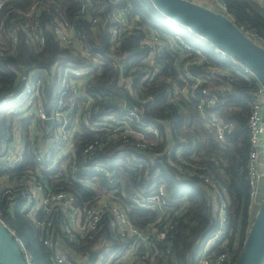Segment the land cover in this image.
Wrapping results in <instances>:
<instances>
[{"label": "built area", "instance_id": "2783aa9c", "mask_svg": "<svg viewBox=\"0 0 264 264\" xmlns=\"http://www.w3.org/2000/svg\"><path fill=\"white\" fill-rule=\"evenodd\" d=\"M77 1L78 9L65 15L60 11L58 0H24L22 3L0 0V57H11L21 42L41 53L53 37L61 48L79 60L65 64L54 62L48 68L34 66L17 70L16 81L6 85L0 79V88L7 86L11 89L0 97V114L17 117L9 134L0 139V171L4 173L0 177V195L8 200V211L19 209L45 233L42 234V243L51 251L53 264H75V261L85 264H154L155 257L160 254L156 242H164V253L170 254L173 231L179 223L181 211L164 208L170 205L164 185L160 184L153 193L135 191L131 195L134 207L159 213L157 221L142 231L132 223L127 208L118 197V182L113 170L98 156L111 142L122 139L137 148L133 158L138 161L153 163L164 156L172 161L171 144L166 143L157 151L156 147L162 142L160 130L154 125L142 124L139 116L140 109L157 98L142 93V88L151 85L163 72L165 67L159 59L170 50L178 82L166 75L160 79L162 84H172L167 88L166 97L178 96L194 101L199 115L207 119L208 128L219 140H224L233 130L229 122L214 112L218 105L226 102L228 87L210 84L228 74L213 62L211 56L231 64L234 72L245 81L255 80L257 83L246 121L249 136L245 166L249 186L248 235L263 200L260 183L264 170L260 164L264 156V84L249 66L223 48L207 43L209 54L204 48L188 42L180 33L166 31L163 26L153 28L140 14H134L129 1ZM190 1L201 5L205 2L208 8L226 15L223 0ZM257 1L264 5L263 0ZM166 19L171 18L166 16ZM240 28L264 47V38L257 32L244 26ZM90 34L93 38L105 34L112 50L121 48L127 39L137 37L133 48L145 51L137 62L127 63L118 57L113 61L117 87L136 102L132 107L122 104L127 110L123 118L107 113L92 121L93 111L101 110L110 94L106 89L91 90L89 81L105 60L102 53L94 51ZM131 121L138 123L133 126ZM82 125L94 136L90 142L81 141L83 151L78 160L77 135L84 131ZM181 139L187 141L184 137ZM139 152L142 155L137 156ZM28 158L31 164L27 162ZM197 158V151H193L191 159ZM211 160L224 172L216 155H212ZM77 165L85 175L77 181L88 183L96 193L84 203H79L76 195L66 189L59 178L62 170L70 169L76 180ZM205 168L197 161L181 167V170L202 179L217 221L216 230L202 242L197 264H236L240 239H235L230 246L227 238L231 195L228 187L215 176L200 171ZM107 227L111 229L110 236L128 240L124 250L111 253L115 246L108 241ZM12 233L22 245L27 264H35L22 239L14 231ZM217 247L222 248L217 250ZM142 248L145 252L139 251ZM95 252L99 254L91 263L90 257Z\"/></svg>", "mask_w": 264, "mask_h": 264}, {"label": "trees", "instance_id": "16d2710c", "mask_svg": "<svg viewBox=\"0 0 264 264\" xmlns=\"http://www.w3.org/2000/svg\"><path fill=\"white\" fill-rule=\"evenodd\" d=\"M23 1L16 0V3ZM126 1L131 2L134 14H140L143 21L152 25L153 28L163 26L166 31L180 33L188 42L204 48L211 54L210 49L207 48V43L210 41L205 40L173 19L167 20L166 16L156 8L151 0ZM223 2L226 6V15L237 25L254 30L264 38V5L257 0H223ZM58 5L63 14L69 15L78 9L79 2L77 0H58ZM101 30L104 31L103 25H101ZM90 36L92 46L94 45L93 49L97 52L103 44L105 34H101L98 38H93L91 34ZM136 39L137 37L127 39L123 46L117 50L110 48L108 40L106 52L102 53L105 63L96 69L95 75L89 83H91L92 91L97 92V90L106 89L110 95L102 104L101 110L93 111L92 121L107 113H113L117 117L123 118L126 116L127 110L122 104L126 103L129 107L135 105V100L122 88L117 87V73L113 61L117 57L127 63L139 61L144 56L145 51L144 49L136 50L133 48V44H137ZM12 53L11 57H0V68L4 70L0 72V79L5 85L16 81L17 70L21 71L24 68L34 66L48 68L54 62L65 64L69 61H79L70 52L61 48L53 37L41 53L36 52L25 42H21L17 51L13 50ZM211 58L228 74L226 79H218L210 84L228 87L225 93L226 102L218 105L214 110L219 117L229 122L233 127L232 133L227 134L224 140H219L217 135L208 128L207 119L199 115L194 101L178 96L173 99L166 97L167 88L168 86L172 87V84H162L160 79L166 75L170 76L174 82H178L172 51L166 50L159 59L165 67L163 72L151 85L142 88V93H150L156 95L157 98L151 104H147L148 106H143L139 111V116L142 124L154 125L160 130L162 142L156 147L157 151L163 149L166 143L171 144L172 161L166 156L160 157L153 163L150 160L138 161L133 158L134 153H137V148L122 139L111 142L98 154L110 170H113L118 182V197L124 207L127 208L132 223L138 229L145 231L150 224L157 221L159 213L155 210L134 207L130 198L135 191L153 193L160 184H163L170 202V205L164 208L169 210L180 209L179 223L173 231L171 253H164V242H156L160 254L155 257L154 264H197V257L201 252L203 240L217 228L210 195L204 189L202 179L181 170V167H186L191 162L197 161L206 166L203 171H200L212 174L222 185L228 187L231 195L228 207L227 238L229 245L231 246L234 240L239 238L241 242L239 254H241L244 241L247 238L249 186L245 178V166L249 153V136L246 121L250 113V99L257 83L255 80L252 82L245 81L242 76L234 72L232 65L228 62L220 60L216 56H211ZM9 91L11 89L7 86L0 88V97L5 96ZM16 118L13 114H0V139L9 134ZM137 123L131 121L133 126ZM83 128L84 131L77 135L78 160H80L83 151L81 141L89 140L90 142L94 136L93 132L85 130L87 128L84 126ZM182 137L186 138L187 141H182ZM193 151H197V160L191 159ZM140 155H142L141 152L137 156ZM212 155H216L220 166L224 168V172L212 162ZM27 162L31 164V159L28 158ZM76 168L78 170L76 180L71 175L70 169L62 170L59 178L65 188L76 195L79 203H84L96 193L88 183L77 181V178L81 179L85 175L80 171L79 165ZM3 174L0 171V177ZM0 217L22 239L35 264H53L51 251L42 243V234L45 233L37 228L35 223L25 213H21L19 209H15L14 212L8 211V200L2 195H0ZM105 232L109 236L108 241L115 246L111 253L125 249L128 240H119L115 239L113 235L110 236L111 229L108 227ZM19 245L22 250V245ZM71 245L75 246L74 243ZM194 247L195 250L193 251ZM221 248L217 247V250ZM139 251L145 252V248L139 249ZM75 264L85 263L75 261ZM118 264L129 263L120 262Z\"/></svg>", "mask_w": 264, "mask_h": 264}, {"label": "water", "instance_id": "95a60500", "mask_svg": "<svg viewBox=\"0 0 264 264\" xmlns=\"http://www.w3.org/2000/svg\"><path fill=\"white\" fill-rule=\"evenodd\" d=\"M151 1L164 15L240 59L264 84V47L246 35L225 14L190 0ZM106 49L107 36L105 35L98 51L104 54ZM24 72L26 73L27 70ZM223 78L226 79L227 75H223ZM98 254L99 252H95L91 255V263ZM0 264H27L14 234L1 217ZM236 264H264V197Z\"/></svg>", "mask_w": 264, "mask_h": 264}, {"label": "crops", "instance_id": "0c3cea01", "mask_svg": "<svg viewBox=\"0 0 264 264\" xmlns=\"http://www.w3.org/2000/svg\"><path fill=\"white\" fill-rule=\"evenodd\" d=\"M204 1H205V0H204ZM210 2H211V1H210ZM204 3H205V2H204ZM204 3H202L204 6L209 7V6H207L206 4H204ZM207 4H208V3H207ZM208 5H210V3H209ZM175 33H176V32H175ZM260 168H261L262 170H264V156H262V158H261ZM263 195H264V178L261 180V183H260V197H261V198L264 197Z\"/></svg>", "mask_w": 264, "mask_h": 264}, {"label": "rangeland", "instance_id": "374dc122", "mask_svg": "<svg viewBox=\"0 0 264 264\" xmlns=\"http://www.w3.org/2000/svg\"><path fill=\"white\" fill-rule=\"evenodd\" d=\"M264 196V195H263Z\"/></svg>", "mask_w": 264, "mask_h": 264}]
</instances>
